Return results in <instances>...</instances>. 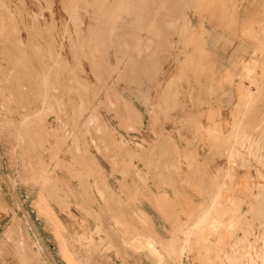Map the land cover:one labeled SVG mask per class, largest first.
I'll return each instance as SVG.
<instances>
[{
    "label": "rangeland",
    "instance_id": "obj_1",
    "mask_svg": "<svg viewBox=\"0 0 264 264\" xmlns=\"http://www.w3.org/2000/svg\"><path fill=\"white\" fill-rule=\"evenodd\" d=\"M69 3L0 0V264L121 257L116 230L72 214L60 179L86 193L93 183L99 200L91 202L116 223L133 203L124 197L131 185L148 184L149 170L137 165L150 167L144 145L172 133L191 136L189 146L225 147L252 181L232 207L212 201L204 222L184 223L192 231L172 235L173 255L188 249L195 264H264V0H108L101 12L93 0ZM219 28L229 34L226 51L240 52L226 64L213 41ZM221 83H239L244 100L224 127L212 110L185 104ZM169 141L159 161L174 156ZM103 167L112 196L98 186ZM59 210L73 222L59 227ZM62 228L71 240H61Z\"/></svg>",
    "mask_w": 264,
    "mask_h": 264
},
{
    "label": "crops",
    "instance_id": "obj_2",
    "mask_svg": "<svg viewBox=\"0 0 264 264\" xmlns=\"http://www.w3.org/2000/svg\"><path fill=\"white\" fill-rule=\"evenodd\" d=\"M245 22L247 25L255 26L259 21ZM225 39H229L227 32L220 28L215 30L213 41L220 43V45H216V48L219 49L217 54L223 64L229 62V55L237 57L240 53L235 48L237 56L231 49L227 52L228 47H223ZM223 84H220L221 88L217 87L218 85H213L212 88H215L217 92L212 95L206 94L197 98L193 92L191 99L187 100L185 104L187 106L202 105L205 115L211 114L212 110L215 115L214 121L224 127L227 122L231 121V111L236 106H242L244 100L240 99L237 94L239 83L236 85ZM149 132L145 139L155 141L152 131L149 130ZM184 137L185 139L183 137L180 139L176 133L164 134L156 138V142H159L158 145H144L145 153H150L151 160L145 159L146 163H150V167L145 168L141 161L138 164L135 162V165H138L141 173L149 170L147 172L149 174L148 184L142 189L136 183L133 185L130 183L132 195L124 197L132 199L133 203H127L121 207L122 209H119V213L125 210V215L124 213L120 214L116 223L113 220L112 214L114 213L106 218L104 215L105 206L102 205L101 208L104 210H100L94 202H91L94 200L93 195L99 200L98 195H95L93 183H91L92 192L87 184L89 191L86 193L78 187L79 184L74 180L61 177L63 186L67 188L68 200L71 205L69 210L72 214L84 217L92 227L103 226L116 230L119 242L114 243V246L121 252V257L115 256L113 251L111 252L113 261L106 264H195L189 260L191 255L188 253V249L181 258H176L173 255L172 235L189 231V228L183 225L184 223L204 222L206 214L203 206L209 205V202H216V205L218 202H222L226 207H232V202H236L239 196L246 193L247 188L252 185L249 173L239 165V161H232L229 158L225 147H211L202 141H194V144L189 146L187 140L191 136ZM170 139L173 140L171 149L174 156L165 157L159 161L157 155L163 151H160L158 147L163 140L170 143ZM165 152L168 153L167 150ZM102 170L107 179L102 183L98 182V186L102 187H100L101 190L106 189V195L111 193L112 196L109 172L105 167ZM195 170L197 173H194ZM252 173L257 176L256 171L252 170ZM100 211H102V215ZM59 213V227H65V221L73 222V219L67 217V213L61 210ZM180 227L184 230L179 229ZM191 231L190 228L189 232ZM199 231H205L204 226L200 227ZM61 233V240H71L72 235L67 229L62 228ZM61 240H55V244L52 245L56 250L60 249L59 242L61 243Z\"/></svg>",
    "mask_w": 264,
    "mask_h": 264
},
{
    "label": "bare ground",
    "instance_id": "obj_3",
    "mask_svg": "<svg viewBox=\"0 0 264 264\" xmlns=\"http://www.w3.org/2000/svg\"><path fill=\"white\" fill-rule=\"evenodd\" d=\"M70 1V3H69V5H70V9H72L74 6H75V0H69ZM94 1V5H96V7L98 8V10L101 12V10L103 9V7L106 5V2L108 1V0H93ZM66 6V5H65ZM92 6V5H91ZM29 7V6H28ZM77 8V7H76ZM106 8V7H105ZM18 10V9H17ZM86 10V9H85ZM105 13H106V11H105ZM104 14V13H103ZM116 15H118V14H116ZM115 15V16H116ZM101 16V15H100ZM102 17V16H101ZM115 17H113V19H114ZM99 19V18H98Z\"/></svg>",
    "mask_w": 264,
    "mask_h": 264
}]
</instances>
